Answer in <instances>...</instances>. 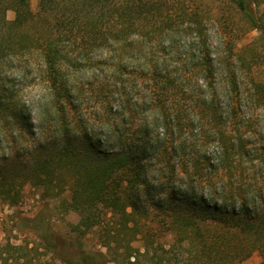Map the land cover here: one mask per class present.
<instances>
[{
    "label": "trees",
    "instance_id": "trees-1",
    "mask_svg": "<svg viewBox=\"0 0 264 264\" xmlns=\"http://www.w3.org/2000/svg\"><path fill=\"white\" fill-rule=\"evenodd\" d=\"M228 3L258 36L221 66L188 0H0V199L30 184L79 217L72 241L20 218L35 240L0 242V264H264V23Z\"/></svg>",
    "mask_w": 264,
    "mask_h": 264
},
{
    "label": "rangeland",
    "instance_id": "rangeland-1",
    "mask_svg": "<svg viewBox=\"0 0 264 264\" xmlns=\"http://www.w3.org/2000/svg\"><path fill=\"white\" fill-rule=\"evenodd\" d=\"M29 2L31 9L36 12L38 10V0H29ZM188 4H195L200 7V15H202L204 21H206V37L210 52L216 60V63L221 66L226 63L224 59L230 43L233 40L240 38L239 46H243L258 36V31L244 34V21H239L235 9L228 3V0H188ZM252 8L258 16H263L264 23V0H252ZM8 18L11 20L15 18V12L13 10L8 11ZM30 82L31 77L29 76L26 80L22 81V88H19L25 107L32 106L33 99L34 101L39 99L36 92L33 94L29 93L31 90ZM33 111L31 116L34 117V124L36 125L39 109L36 108V110ZM85 113L87 114V112ZM28 127L29 124L26 125L24 130L28 135L27 139L31 142L28 146H31L38 142L39 131L37 130L32 134ZM14 150L15 149H13V151ZM18 150H20V148H18ZM11 152L12 151L9 149L0 150V159L4 158L6 154L9 155ZM21 188L22 199L16 207H9L0 199V242H5L7 239H10V242L14 244H22L23 241L35 240V237L28 233V229L20 228L19 222L22 217L27 219L44 218L46 225L63 240L72 241L71 238L75 235L73 233V227L79 221L78 215L75 213H65L58 200L43 201L39 189L36 187L34 188L30 184H25ZM43 202L47 203L46 207H43ZM162 233V236L156 240L164 241L166 244L171 243L173 239L170 231L165 228ZM97 236L98 234L96 233H90L85 237L84 241L87 248L90 251H105L99 244ZM133 246L139 249L140 252L143 251L144 240L140 237L137 238V240L133 242ZM71 255L75 257L76 254L71 251ZM261 261V256L258 253H254L250 258L241 262V264H260ZM55 264L64 263L59 259H55ZM108 264L115 263L109 262ZM135 264L155 263L142 258L140 262Z\"/></svg>",
    "mask_w": 264,
    "mask_h": 264
}]
</instances>
